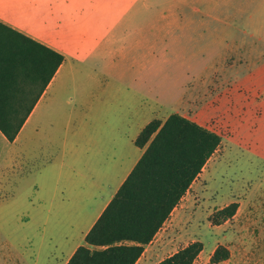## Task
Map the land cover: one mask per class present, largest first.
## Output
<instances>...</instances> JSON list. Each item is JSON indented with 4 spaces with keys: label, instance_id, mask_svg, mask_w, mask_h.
Masks as SVG:
<instances>
[{
    "label": "rangeland",
    "instance_id": "374dc122",
    "mask_svg": "<svg viewBox=\"0 0 264 264\" xmlns=\"http://www.w3.org/2000/svg\"><path fill=\"white\" fill-rule=\"evenodd\" d=\"M74 1L79 10L71 18L84 20L103 0ZM125 1L126 20L136 28L119 32H131V42H137L142 23L141 66L135 69L126 61L120 69L131 75L140 69L136 81L132 76L125 85L140 90L143 112L157 97L154 120L162 123L179 114L221 137L219 148L170 214L175 239L158 259L200 242L202 251L193 264H213L217 248L228 253L218 264H262L264 0ZM69 3L62 0L63 8ZM49 26L46 22L43 39L53 40ZM82 67L97 68L93 62ZM82 84L93 85L75 78L74 85ZM79 98L80 93L63 94L62 119ZM231 203L238 205L235 215L213 225V213ZM26 207L0 205V264H54L75 240L66 232L69 222L27 220ZM88 223L72 222L73 229H85Z\"/></svg>",
    "mask_w": 264,
    "mask_h": 264
},
{
    "label": "crops",
    "instance_id": "0c3cea01",
    "mask_svg": "<svg viewBox=\"0 0 264 264\" xmlns=\"http://www.w3.org/2000/svg\"><path fill=\"white\" fill-rule=\"evenodd\" d=\"M62 5V0H0V24L63 56L15 139L9 142L0 133V205L27 206L23 211L30 221L69 222L66 232L75 240L54 264H66L83 245L141 158L144 149L134 141L156 119L157 110V97L143 112L140 90L125 85L132 76L136 81L140 69L132 75L120 69L126 61L129 67L141 66L142 23L138 22L137 42H131V32H119L136 28L126 20V1L103 0L84 20L71 18L77 17L76 1ZM46 22L52 24L48 29L53 40L43 39ZM91 62L96 69L82 67ZM75 78H87L93 85H74ZM69 91L80 93V98L62 119V98ZM169 218L135 264H157L177 252L158 259L171 250L175 239ZM81 221H88L87 227L74 230L72 222ZM262 242L264 264V226Z\"/></svg>",
    "mask_w": 264,
    "mask_h": 264
},
{
    "label": "trees",
    "instance_id": "16d2710c",
    "mask_svg": "<svg viewBox=\"0 0 264 264\" xmlns=\"http://www.w3.org/2000/svg\"><path fill=\"white\" fill-rule=\"evenodd\" d=\"M63 63L54 50L0 24V133L12 142L44 89ZM144 149L126 180L66 264H135L171 212L201 174L221 137L171 114L147 124L134 141ZM231 203L210 217L213 225L232 218ZM202 251L192 242L157 264H193ZM228 253L217 248L211 261Z\"/></svg>",
    "mask_w": 264,
    "mask_h": 264
}]
</instances>
